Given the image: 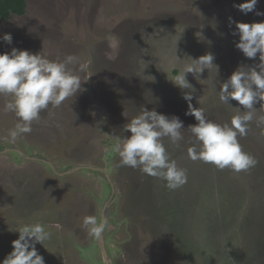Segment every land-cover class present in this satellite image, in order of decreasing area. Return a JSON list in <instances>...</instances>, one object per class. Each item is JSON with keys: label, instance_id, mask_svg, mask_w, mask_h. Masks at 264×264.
Instances as JSON below:
<instances>
[{"label": "rangeland", "instance_id": "1", "mask_svg": "<svg viewBox=\"0 0 264 264\" xmlns=\"http://www.w3.org/2000/svg\"><path fill=\"white\" fill-rule=\"evenodd\" d=\"M26 1L24 16L0 20V54L15 47L50 60L75 55L82 84L15 141L9 133L18 118L0 111L5 258L19 228L40 223L51 234L35 245L45 264H264V125L257 123L264 102L254 105L247 135L238 136L258 163L240 173L189 158L188 148L199 145L188 127L198 122L186 114L191 103L224 125L244 110L237 101L220 102L217 91L238 66L259 63V54L251 60L235 47L233 32L236 22H264L255 14L264 12V0L247 14L238 8L245 0ZM5 34L12 44L2 40ZM206 54L218 70L212 66L199 78L186 74L195 89L186 101L189 89L172 80L191 58ZM6 99L0 96V109ZM143 108L183 121L178 144L163 138L171 158L187 170V182L174 191L139 169L121 167L114 151L131 135L124 126ZM75 166L90 168L67 175L52 170ZM86 216L106 219V230L92 236L83 227Z\"/></svg>", "mask_w": 264, "mask_h": 264}, {"label": "clouds", "instance_id": "2", "mask_svg": "<svg viewBox=\"0 0 264 264\" xmlns=\"http://www.w3.org/2000/svg\"><path fill=\"white\" fill-rule=\"evenodd\" d=\"M257 3L258 0H245L238 8L247 14L255 11ZM255 14L264 16V12L260 11H255ZM235 28L233 35L239 36L235 47L251 60L257 59L259 54V63L238 66L220 85V90L216 91L220 102L230 105V101L234 100L244 110L239 108V113L232 117L231 123L224 125L207 119L205 110L194 108L191 103L186 114L193 115L198 122L188 127L199 145L188 148L189 158L212 164L219 170L229 168L240 173L258 163L254 156L243 151L238 136L247 135L248 125L258 111L254 105L264 102V22H236ZM2 40L12 44L11 34H5ZM191 61L172 80L181 90L189 89L183 94L186 101L193 99L190 90L195 91L186 79V74L191 73L199 78V74L212 66L218 70L212 54L191 58ZM77 62L75 55H67L63 60H50L41 52L31 53L15 47L10 52L0 54V96L7 98L0 111L5 114L12 112L18 118L15 128L9 133L12 141L22 134L30 133L32 123L38 121L41 112L50 105L58 108L81 90V78L74 71ZM260 110H264V103H261ZM257 123L258 126L264 125V116L259 117ZM183 129V121L178 117L169 118L155 110L143 108L141 114L124 126V131L131 135L123 138L122 144L114 145V151L120 157V166L139 169L163 181L169 190L182 187L187 182V170L171 158L163 138L167 137L172 144H178L183 139ZM83 227L92 236H99L106 230L107 220L86 216ZM18 233V238L12 241L13 250L2 264H45L35 246L50 239L51 234L45 227L40 223L23 225Z\"/></svg>", "mask_w": 264, "mask_h": 264}, {"label": "trees", "instance_id": "3", "mask_svg": "<svg viewBox=\"0 0 264 264\" xmlns=\"http://www.w3.org/2000/svg\"><path fill=\"white\" fill-rule=\"evenodd\" d=\"M26 3V0H0V20L7 22L11 16H24Z\"/></svg>", "mask_w": 264, "mask_h": 264}, {"label": "water", "instance_id": "4", "mask_svg": "<svg viewBox=\"0 0 264 264\" xmlns=\"http://www.w3.org/2000/svg\"><path fill=\"white\" fill-rule=\"evenodd\" d=\"M2 146H6V145H2ZM4 148H2L1 147V150H3ZM15 146H14V148H10V150H14L15 151ZM17 150V149H16ZM33 154V153H32ZM32 157L31 156H29V159H31ZM38 160V159H37ZM39 161H41V162H45L48 166H50V168L52 167L51 166V164L50 163H47L45 160H43L42 158H40L39 159ZM89 168L90 167H88V166H75V167H72V168H70V169H67V170H63V171H57V170H54L53 168H52V170H53V172H55L56 174H59V175H67V174H69V173H73V172H78V171H83V172H87V170H89ZM88 175H90L89 173H87ZM109 184H110V182H109Z\"/></svg>", "mask_w": 264, "mask_h": 264}, {"label": "flooded vegetation", "instance_id": "5", "mask_svg": "<svg viewBox=\"0 0 264 264\" xmlns=\"http://www.w3.org/2000/svg\"><path fill=\"white\" fill-rule=\"evenodd\" d=\"M1 238H0V242H1ZM4 249V250H3ZM5 248L3 247V244L0 243V264H2L4 258H5Z\"/></svg>", "mask_w": 264, "mask_h": 264}]
</instances>
